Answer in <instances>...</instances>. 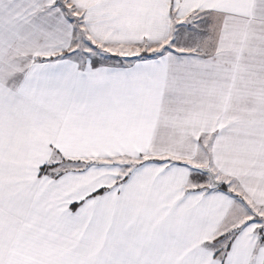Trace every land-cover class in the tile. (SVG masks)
<instances>
[{
	"label": "snow or ice",
	"instance_id": "obj_1",
	"mask_svg": "<svg viewBox=\"0 0 264 264\" xmlns=\"http://www.w3.org/2000/svg\"><path fill=\"white\" fill-rule=\"evenodd\" d=\"M0 264H264V0H0Z\"/></svg>",
	"mask_w": 264,
	"mask_h": 264
}]
</instances>
